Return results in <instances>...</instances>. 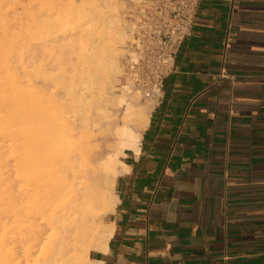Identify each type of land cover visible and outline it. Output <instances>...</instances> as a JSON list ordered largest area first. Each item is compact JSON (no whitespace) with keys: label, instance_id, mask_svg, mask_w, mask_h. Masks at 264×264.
Here are the masks:
<instances>
[{"label":"crops","instance_id":"1","mask_svg":"<svg viewBox=\"0 0 264 264\" xmlns=\"http://www.w3.org/2000/svg\"><path fill=\"white\" fill-rule=\"evenodd\" d=\"M126 162L89 264H264V0L200 2Z\"/></svg>","mask_w":264,"mask_h":264},{"label":"bare ground","instance_id":"2","mask_svg":"<svg viewBox=\"0 0 264 264\" xmlns=\"http://www.w3.org/2000/svg\"><path fill=\"white\" fill-rule=\"evenodd\" d=\"M61 1L57 0V7L63 5L66 14L69 11L76 21L82 19L86 10L83 0ZM113 1V6L97 12V0H87L94 13L104 17L100 32L91 44L73 49L76 61L65 71L57 72L50 66L43 70L47 63H41L43 71L38 69L41 65L38 70L31 67V71H39L33 74L42 78L38 81L33 76L39 84L31 71L28 73V63L27 68L21 66L28 77L26 72L21 73L25 78L15 73L12 55L23 56L21 47L26 43L18 41L22 46L11 55L18 42L0 40V264H89L91 250L108 247L114 223L104 217L115 210L117 177L130 169L128 151L139 153L141 132L153 106L136 100L140 105L135 106V101L127 102L115 92L123 74L120 56L127 27L118 11L122 1ZM48 2L0 0V34L18 32L20 36L33 28L41 34L50 31L48 25L54 19L50 13L56 10L53 17L59 14L65 19L67 15L62 8L60 13L56 6L49 9ZM62 31L59 33L64 35ZM44 36L37 38L38 46L46 47L52 39ZM65 39L70 42L67 37L62 41ZM19 78L26 83L33 80L34 90L41 84L37 90L43 88L54 98L49 96L47 105L38 93L31 101L22 100L19 86L25 83L19 85ZM5 91L8 94L4 95ZM124 102V123L119 124L113 106ZM40 132L46 138L38 142ZM12 133H19L23 140L16 160L20 168L17 184L6 175L10 161L4 158L7 149L2 145L3 137Z\"/></svg>","mask_w":264,"mask_h":264},{"label":"rangeland","instance_id":"3","mask_svg":"<svg viewBox=\"0 0 264 264\" xmlns=\"http://www.w3.org/2000/svg\"><path fill=\"white\" fill-rule=\"evenodd\" d=\"M62 1H65V0H62ZM120 1H122L121 2L122 4L119 6L118 11L122 15V18H123L124 22L126 23V27H127L126 39H125V42H124L123 46L121 47L122 48V50H121V56H122L123 51H124V47H125L128 39H129V36H130V34H129L130 33V24H129V20L127 18V9H128V7L130 5V2L132 0H120ZM56 2H57V0H52L51 2L49 0L48 4H50V5H47L49 7V9H53L54 6H56ZM67 2H70V1L68 0ZM67 2H64V3H67ZM113 2H114L113 0H97V5H98L97 12L99 10H101V11L107 10L109 7L113 6L111 4ZM59 3L60 2H58L57 5H59ZM64 3H61L60 5H62ZM51 6H52V8H51ZM62 6H60V7H57L56 6L55 9L59 10V13H60V9L62 8ZM65 6H66V4H65ZM70 7H69V9H70ZM83 7H86V10H85V13H84L82 19H80L79 21H76V19L74 18L76 16L74 14L71 15L72 12H70L69 15H68V12H69L68 11L67 14H66V11H65L66 9L64 10L65 7L62 8L61 10H63V12H65V17L67 15L66 19L63 18L62 16L59 17V14L58 13H57L58 14V17H57V15H55L57 18L56 17H53L54 16V13L56 12V10L53 9L55 11L53 13H50V14H53V16L51 15V18H54V19L53 20L51 19L52 22L50 23V25H48L49 26V29L48 30H50V31H47L46 33L44 32L45 34H41L40 33L41 30H39L40 32L33 30L35 28L31 29V32L30 33H28L30 31L29 30V31H27V34L25 32V33L20 34V36L18 35L19 34L18 32H16L18 36L16 35V33L11 34L10 32H9V35H6L5 33H1L0 34V40L2 42L5 41V40H10L11 42L13 41L14 43L15 42H18V41H22V44H23V42H24V44L25 43L27 44V45L25 44L26 46L25 45L22 46V44H21V46H22L21 47L20 46V42H18L17 44H18L19 47H15V49L16 48L18 49L20 47H21V49L23 48V52H24V55L25 56L24 55L23 56L22 55L21 56L19 55L18 50H20V49H18V50L16 49L17 51H15V49L12 50V48H11V51H13V53H11V55L14 54V53L15 54L18 53V55H12L13 56L12 59L15 56V58H14L15 61H13L14 62L13 65L15 64V67H14V68H16L15 73L18 74L19 77L21 75L20 78H22V77L25 78V76H22L21 73L26 72V70L23 69L24 72L21 71V66H23V68L24 67L27 68L28 66L26 65V63H28V65H29V67L27 68L28 69V73H29V71L32 70L31 67L35 66L36 69H37L38 65H41V66L38 67V69H40L46 63H47L46 64V67H44V66L42 67L43 70H44V68H49L47 66H50V69L51 70L52 69H55V71H57V72H59V71H65L66 68H68V67L71 66V63H75L76 60L75 61L73 60L74 59V54L72 53L73 49H75L78 46H85V45L91 44V42L93 41V38L98 34V32H100L101 24L104 22V17H102V16H99L98 17L94 13L93 9H91L92 8L91 7V4L89 5L87 3V0H83ZM49 11H51V10H49ZM60 15H62V13ZM68 17H69V19H68ZM69 20H71V21L73 20V21L71 22ZM62 26L64 28H61ZM61 29H63V31L65 30L64 32H66V35H65V33ZM60 31H62L64 35H62L61 33H59ZM58 34H60L62 37L60 35H58ZM92 34H94V35H92ZM42 35L43 36L44 35H48V39L49 40L52 38L50 40V42L48 41L49 42L48 43L49 45L47 44L46 47L43 46V45H40V44L38 46L39 41L38 42L36 41V40H38L37 38H40V36H42ZM63 36L64 37H67V38H70V42L68 43L66 39L62 41V39L64 38ZM44 37H46L45 39H47V36H44ZM42 39L44 40L43 37H42ZM40 40H41V38H40ZM34 41H36L37 43L34 42ZM31 42H33L34 45ZM17 44H14V45L17 46ZM31 46H33V47H31ZM41 46H43V47H41ZM24 50H27L28 52L27 51H24ZM20 53L22 54V51ZM121 56H120V58H122ZM120 61H121V59H120ZM29 62H30V64H29ZM24 64H25V66H24ZM50 69H48V72L50 71ZM37 70H36V72H33V71L30 72V73H32L31 74L32 77L33 76H35V77L37 76V74L36 75H33L34 73H38L39 72ZM40 70H42V69H40ZM27 74H26V76L28 77L29 74L28 75ZM35 77H33V80L35 79ZM20 78H19V81H20L19 85L21 83H25L26 84V86H24L25 84L24 85L22 84L23 86L22 85L19 86L20 87V91H22L20 93V96H21V99L22 100H24V101L25 100L31 101V98L34 97V94L35 93L36 94L38 93V96H41L40 97L41 98V101L43 103H46L45 105H47V103L49 102V101H47L48 100L47 98L49 96L51 98H54V97H52L51 92L50 93L48 92V94H51V95L46 94L43 88H39V90H37L38 87L41 84L38 87L37 86L35 87V90H37V92L34 90V86L36 84L33 83L34 84V86H33L32 82H34L35 80L41 81L42 80L41 77L40 78L38 77L39 79H37V77H36V79L34 81L32 80V82H31V79H27V82H28V80H29V82H31V83L28 82L29 84L25 82L26 79H25L24 82H22L24 79L23 80L22 79L20 80ZM36 82L37 81H35V83ZM37 83L39 84L40 82H37ZM121 83H122V80H120V82H117L116 83L115 92L117 94L122 95L127 100V102L132 103L133 101L136 100L137 102L139 101V103L141 105L143 103H146V102H150V103H152V105L154 104V101L143 97L140 93H139L140 95L138 97H135L134 96V93L135 92H129L127 89H125L126 91L124 92L122 90V88H121L122 87L121 86ZM29 85H31L33 87H30ZM26 87L28 88L27 91H26ZM54 87H56V86H54ZM29 88H31V91H29L30 90ZM53 88H52V90H53ZM40 89H42V90L40 91ZM50 89L48 91H50ZM33 90H34V93H33ZM7 91L4 92V95L8 94ZM38 91H40V93ZM43 91H44V93L42 94L41 92H43ZM39 94H42V95H39ZM49 100H52V99H49ZM137 102L134 103L135 106L140 105L139 103L137 104ZM126 107H127L126 102L122 103V105L120 103V104H117V105L115 104L113 106L114 110L116 109L118 111V114L117 115H118V118H119L118 119V121H119L118 123L119 124L120 123H122V124L124 123V119H123L122 116L124 115V112L126 110ZM28 135L29 134H27V136ZM44 135H46V134H44ZM39 136L40 137L37 139L38 142H40L42 139H45L46 138V137H43L42 136L41 132H40V135ZM4 137H3L4 140H2V142H3L2 145H4L5 146L4 148L7 149V152L5 153L4 158L7 159L8 161H10V164H11V165L9 164V166H8V167H10L9 168L10 171L7 172L6 175H7L8 180L10 182L17 184L19 182V178H20V168L16 165V160L18 158L19 151L22 148V145H23L22 141L23 140H22V137H21V135L19 133L18 134L17 133H15V134L14 133L8 134L5 138ZM47 138H49V137L47 136ZM44 142H46V140ZM104 219L105 220H108V215H106L104 217Z\"/></svg>","mask_w":264,"mask_h":264},{"label":"built area","instance_id":"4","mask_svg":"<svg viewBox=\"0 0 264 264\" xmlns=\"http://www.w3.org/2000/svg\"><path fill=\"white\" fill-rule=\"evenodd\" d=\"M202 0H132L127 9L130 36L121 58V86L158 101L176 56L194 29Z\"/></svg>","mask_w":264,"mask_h":264}]
</instances>
